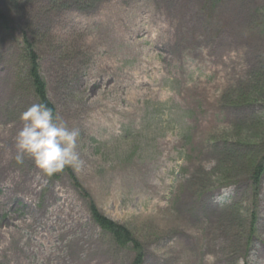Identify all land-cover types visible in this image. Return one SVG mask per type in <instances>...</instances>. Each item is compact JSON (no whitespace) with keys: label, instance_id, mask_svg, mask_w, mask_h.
Listing matches in <instances>:
<instances>
[{"label":"rangeland","instance_id":"obj_1","mask_svg":"<svg viewBox=\"0 0 264 264\" xmlns=\"http://www.w3.org/2000/svg\"><path fill=\"white\" fill-rule=\"evenodd\" d=\"M0 10V264H133L138 249L142 264H264V175L250 174L264 157V0ZM25 34L55 113L79 130V171L15 160L20 114L40 103ZM90 202L137 246L102 230Z\"/></svg>","mask_w":264,"mask_h":264},{"label":"clouds","instance_id":"obj_2","mask_svg":"<svg viewBox=\"0 0 264 264\" xmlns=\"http://www.w3.org/2000/svg\"><path fill=\"white\" fill-rule=\"evenodd\" d=\"M19 119L23 126L15 137L18 164H23L28 157L48 177L63 172L65 168L75 171L82 168L83 161L77 151L79 130L70 129L59 113L54 114L45 103H33ZM215 259L214 255L208 254L204 262L214 264Z\"/></svg>","mask_w":264,"mask_h":264},{"label":"trees","instance_id":"obj_3","mask_svg":"<svg viewBox=\"0 0 264 264\" xmlns=\"http://www.w3.org/2000/svg\"><path fill=\"white\" fill-rule=\"evenodd\" d=\"M4 20H6V18H4L2 11L0 10V21H4ZM41 36H44V35H41ZM23 44H24V51H26L25 59L28 65L26 71H28L27 77H28L30 88L33 89L35 98L40 103L47 104L50 108L53 109V112L55 114V110L50 104L49 98L47 96L46 84L44 80H42L41 76L39 75V71H38L39 70V66H38L39 58H38V54L35 48L34 40H32L31 42L27 34H25ZM250 170H251L250 174H251L254 185L259 186V184L261 183V179L264 175V157H262L260 160H258L257 158L255 162L252 163V165L250 166ZM84 196H88V195L84 193ZM89 209H90L93 221L102 230L112 234L115 237L116 241L121 246H126L129 244H133L134 246H137V241L133 238V236L130 233H128V230L125 227L119 224H116L115 222L113 223L111 220L103 216L99 212L94 202H90ZM256 220H257L256 216L253 215L252 216V226H251L252 232L256 230L255 228ZM140 251H141L140 249L137 250V257L133 264L143 263L144 256L141 254Z\"/></svg>","mask_w":264,"mask_h":264}]
</instances>
